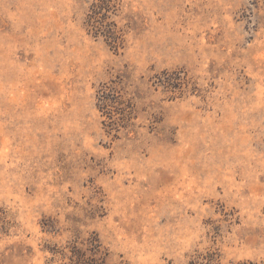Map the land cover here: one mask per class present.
<instances>
[{
    "label": "rangeland",
    "instance_id": "1",
    "mask_svg": "<svg viewBox=\"0 0 264 264\" xmlns=\"http://www.w3.org/2000/svg\"><path fill=\"white\" fill-rule=\"evenodd\" d=\"M93 1L0 0V264L264 263V0Z\"/></svg>",
    "mask_w": 264,
    "mask_h": 264
},
{
    "label": "trees",
    "instance_id": "2",
    "mask_svg": "<svg viewBox=\"0 0 264 264\" xmlns=\"http://www.w3.org/2000/svg\"><path fill=\"white\" fill-rule=\"evenodd\" d=\"M114 11H116L114 0H94L90 5L86 26L89 34H92L96 38L104 37L108 45L115 49V51H119L125 47L126 31H124V29L119 27L118 24L112 20L111 14ZM158 79V85L175 92V90L181 89V84L184 80L183 71L164 72ZM120 96L121 95H119L117 90H114L106 84L103 85L98 93L99 109L110 120L108 127H110L111 130H119V127L123 126L122 124H119L117 115L124 114L122 119H126L125 110L126 107H130L129 104H126V107L123 108L122 105H125V103L121 101ZM105 125L107 126V124ZM90 251L92 252V255L89 257L84 255L82 256L80 252L78 255L75 253L77 258L76 264H105L104 254L106 253L102 250L101 244H99L98 240L92 244ZM219 258L220 255L218 252L208 253L207 255L202 256V262L198 264H220L218 262ZM191 264H197V262L194 261ZM236 264L259 263L253 261H243Z\"/></svg>",
    "mask_w": 264,
    "mask_h": 264
}]
</instances>
